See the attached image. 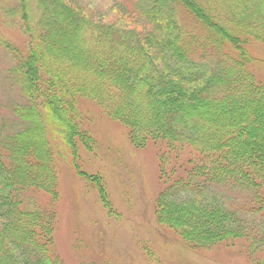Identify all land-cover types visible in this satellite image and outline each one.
Instances as JSON below:
<instances>
[{
	"label": "trees",
	"instance_id": "1",
	"mask_svg": "<svg viewBox=\"0 0 264 264\" xmlns=\"http://www.w3.org/2000/svg\"><path fill=\"white\" fill-rule=\"evenodd\" d=\"M10 1L27 42L23 53L8 52L17 99L8 119L0 114V264H62L53 251L59 147L106 201L98 176L76 165L77 143L87 151L95 144L80 100L125 128L135 149H156L163 188L154 216L174 242L264 264V83L250 72L245 49L264 44V0H123L143 24L138 30L92 22L66 0ZM183 10L203 38L181 31ZM204 45L229 62L217 59L215 72L197 68L188 53ZM216 188L231 199H218ZM182 192L186 199L173 200ZM38 193L49 206L34 201Z\"/></svg>",
	"mask_w": 264,
	"mask_h": 264
},
{
	"label": "rangeland",
	"instance_id": "2",
	"mask_svg": "<svg viewBox=\"0 0 264 264\" xmlns=\"http://www.w3.org/2000/svg\"><path fill=\"white\" fill-rule=\"evenodd\" d=\"M66 1L92 22L135 30L143 25L130 12L131 5L123 0ZM13 4L10 0H0V114L6 119L10 114L5 110L17 99L15 87L7 79V71L12 65L8 54L13 50L23 53L27 42L15 16L14 20L9 15ZM212 6L223 15L228 9L226 5L219 6L214 2ZM176 18L183 33L197 34V39L204 37L202 28L185 10L177 11ZM30 21L32 24L36 21L35 8L30 12ZM245 49L251 59L250 72L257 81L264 83V44L250 41ZM201 50L188 53L198 62L197 68L215 72L217 59L222 63L229 62L222 52L218 54L210 49L207 53L206 45ZM78 105L81 118L88 119L82 126L94 138L95 144L87 151L77 143L76 165L89 176H98L106 201H101L96 188L76 173L69 150L64 145L59 147L60 156L55 161L58 198L53 251L62 264H154L146 261L142 249L151 252L161 264H247V259L234 251L187 249L174 242L171 233L163 232L154 216V204L163 188L156 149L151 145L135 149L128 142L125 128L105 117L99 105L85 100H80ZM33 122L38 123V119ZM45 131L49 139L47 128ZM51 142L49 144L54 147L60 144L55 140ZM213 191L218 199L232 197L226 189ZM185 195L178 193L173 200L182 201L186 199ZM33 196L41 208L49 206L48 198L42 194Z\"/></svg>",
	"mask_w": 264,
	"mask_h": 264
}]
</instances>
